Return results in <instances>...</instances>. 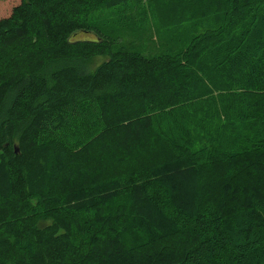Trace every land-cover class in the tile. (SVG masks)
I'll list each match as a JSON object with an SVG mask.
<instances>
[{
	"label": "trees",
	"instance_id": "16d2710c",
	"mask_svg": "<svg viewBox=\"0 0 264 264\" xmlns=\"http://www.w3.org/2000/svg\"><path fill=\"white\" fill-rule=\"evenodd\" d=\"M146 1L183 48L89 20L134 0H0V264H264V0Z\"/></svg>",
	"mask_w": 264,
	"mask_h": 264
},
{
	"label": "rangeland",
	"instance_id": "374dc122",
	"mask_svg": "<svg viewBox=\"0 0 264 264\" xmlns=\"http://www.w3.org/2000/svg\"><path fill=\"white\" fill-rule=\"evenodd\" d=\"M180 19L181 17L174 11V6L161 10L146 0H134L133 3L122 5L115 11L94 13L89 20L95 21L104 33H113L114 37L120 38L117 41L119 44L114 46L115 49H120L122 45L126 50L139 51L151 56L163 50H179L186 45L196 29L194 25L181 24L178 22ZM72 39L97 40L98 38L93 31H80L74 34ZM105 59V57H97L94 59V64L97 65ZM205 85L210 86L207 82ZM202 87L204 86L200 85L195 95L191 94L185 100L183 106L189 113L196 112L197 103L202 96L198 94V90ZM211 94L215 96L218 92L214 90ZM203 96L207 98V94Z\"/></svg>",
	"mask_w": 264,
	"mask_h": 264
}]
</instances>
